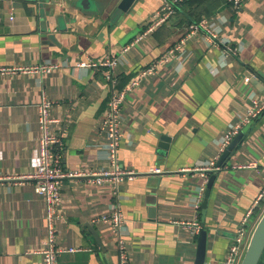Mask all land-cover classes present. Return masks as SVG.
<instances>
[{"label":"crops","instance_id":"crops-1","mask_svg":"<svg viewBox=\"0 0 264 264\" xmlns=\"http://www.w3.org/2000/svg\"><path fill=\"white\" fill-rule=\"evenodd\" d=\"M105 1L0 4V65H59L46 75L0 77V264H43L45 199L34 191L33 179L22 178L36 168L42 94L52 101L50 117L58 119L49 130L62 137L63 168L85 173L64 178L60 186L57 245L82 249L61 252L58 264H118L115 235L108 225L91 221L115 204L123 213L130 264H194L199 231L192 234L178 220L197 221L207 231L204 264H221L236 225L264 186V109L242 126L253 120L219 168L204 206L200 187L212 171L202 168L220 158L225 130L248 117L255 102L264 103L251 81L264 85V0L238 6L230 0H184L172 17L130 45L116 69L119 87L177 44L194 17L208 18L218 40L212 43L204 31L186 37L158 73L126 95L117 163L136 174L98 184L86 176L110 166L101 128L110 88L101 70L79 63L119 56L161 5L136 0L114 13ZM252 160L257 168L239 167Z\"/></svg>","mask_w":264,"mask_h":264},{"label":"built area","instance_id":"built-area-1","mask_svg":"<svg viewBox=\"0 0 264 264\" xmlns=\"http://www.w3.org/2000/svg\"><path fill=\"white\" fill-rule=\"evenodd\" d=\"M182 1L184 0H161L159 9H157V11H155L152 17L148 20V24L145 29L137 34L131 43L121 48L119 56L117 54L102 55L88 59L86 62L79 63L81 66L101 70L102 74L109 83L110 88L107 100V109L101 126V128L105 130L107 136V149L110 166L88 173L86 177L89 180L98 184H103L107 181H113L116 183L124 177L131 179L136 174L135 171L122 168L117 163L118 147L122 139V132L120 128L122 123L121 107L126 95L134 87L138 86L143 79L158 73L159 67L167 61L169 57L175 54L176 50L181 43L184 42L186 37L198 33L199 31H204V34L207 35L209 41L214 44L218 42L217 34L208 26V18L203 17L198 21L190 22L186 26L183 37L180 38L177 44H174L171 48L166 50L145 67L140 68L136 76H134L127 84L122 87L118 86L116 69L119 65L120 57L125 52L129 51L131 44L143 39L148 34L153 32L159 25L163 24L166 20L172 17L175 14L176 7L181 4ZM230 1L238 6L243 0ZM226 50L232 52L233 54L237 51L236 48H232L230 46H228ZM57 67H59V65L53 63H15L11 65H0V77L31 73L46 75L52 69ZM245 80L248 81V78ZM51 106L52 101L42 94L38 104V124L41 130V136L39 139L36 157V168L33 173L22 177L33 179L34 191L43 195L45 199L47 232L40 248V253L43 255V264H58V256L61 252H74L82 249L80 247L61 248L57 245L56 241L57 232L54 226V220L60 219L61 217L58 207L61 199L60 186L62 180L66 177L85 175V173L81 171L65 170L63 168L59 150L62 145V137L58 134L51 133L49 130L50 123L58 122V119L50 117L49 112ZM263 109L264 103H262V105H257L255 102V105L248 110V117L225 130L219 147L220 153L224 151L232 139L241 131L242 126L249 122V118H256L258 114H261ZM218 158L219 157H216L208 166L202 168V170H218L219 167L216 166ZM239 167L257 168V163L253 160L247 161L246 163L239 165ZM151 171L159 172L160 169L154 168ZM206 180V178L203 179V184L200 187V194L204 191ZM263 212L264 186L258 192L251 206L247 209L244 216L236 225L234 236L226 248L221 264H240L250 234L258 218ZM91 221L98 224L108 225L111 233L115 235L118 250V264H130V258L125 243L126 241L121 235L123 213L119 205L115 204L111 211L97 215L93 217ZM175 222L183 227H186L192 234H196L200 229V225L197 221L178 220ZM250 224L251 227H249Z\"/></svg>","mask_w":264,"mask_h":264},{"label":"water","instance_id":"water-1","mask_svg":"<svg viewBox=\"0 0 264 264\" xmlns=\"http://www.w3.org/2000/svg\"><path fill=\"white\" fill-rule=\"evenodd\" d=\"M4 0H0V4ZM136 0H106L105 5L109 10H114V13L120 11H127ZM53 2V1H52ZM252 83L256 88L264 95V85L256 78H253ZM253 120L250 121L229 143V145L224 149L220 158L216 162V166L221 168L225 164V161L229 159L233 150L242 142L246 133L249 131L250 125H252ZM219 170V169H218ZM218 170H212L211 175L208 177L206 187L203 191V206L207 203L208 197L210 195L211 188L213 186L216 174ZM93 232V231H92ZM94 236L97 235L93 232ZM207 231L201 228L197 234L196 238V251L194 264H204L206 257L207 248ZM264 254V212L258 218L254 228L250 234L246 249L242 256L240 264H260L262 256Z\"/></svg>","mask_w":264,"mask_h":264},{"label":"trees","instance_id":"trees-1","mask_svg":"<svg viewBox=\"0 0 264 264\" xmlns=\"http://www.w3.org/2000/svg\"><path fill=\"white\" fill-rule=\"evenodd\" d=\"M187 1H188V0H185L184 2H187ZM192 1H193V0H192ZM178 9H179V8H177V11H178ZM201 18H202V17H200V18H199V17H198V18L194 17L193 19L190 20V17H188V21H189V20H190V22L198 21V20L201 19ZM190 22H189V23H190ZM260 264H261V263H260Z\"/></svg>","mask_w":264,"mask_h":264}]
</instances>
